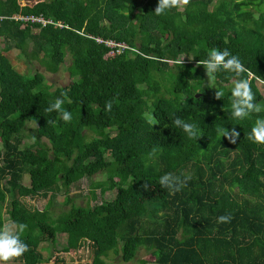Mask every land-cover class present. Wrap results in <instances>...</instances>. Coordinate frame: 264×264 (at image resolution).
Wrapping results in <instances>:
<instances>
[{"label": "trees", "instance_id": "obj_1", "mask_svg": "<svg viewBox=\"0 0 264 264\" xmlns=\"http://www.w3.org/2000/svg\"><path fill=\"white\" fill-rule=\"evenodd\" d=\"M157 5L0 0V226L25 224L21 238L29 246L9 264H67L63 254L85 245L92 248L89 264H107L112 255L129 261L140 248L154 258L139 264H264V144L248 139L264 118L257 84H264V0H190L159 16ZM30 14L54 23L22 19ZM12 48L50 72L69 54L71 82L51 88L41 71L19 72L5 54ZM213 48L239 57L261 112L243 120L230 115L231 72L215 74L224 93L215 99L206 70L197 67ZM56 98L64 99L70 122L45 111ZM177 117L202 136L190 139L173 125ZM224 126L240 132L237 143L221 138ZM98 173L85 204L68 197L69 207L52 215L60 187ZM165 173L191 179L172 195L157 183ZM146 180L151 190L141 187ZM96 189L116 193L96 201ZM24 196L48 201L31 208ZM221 215L232 219L218 223ZM43 240H52V253L42 250Z\"/></svg>", "mask_w": 264, "mask_h": 264}, {"label": "clouds", "instance_id": "obj_2", "mask_svg": "<svg viewBox=\"0 0 264 264\" xmlns=\"http://www.w3.org/2000/svg\"><path fill=\"white\" fill-rule=\"evenodd\" d=\"M190 0H158V5L154 10L156 15H165L172 8H180L188 5ZM177 63L183 66L184 58L177 61ZM203 66L206 70V76L208 78L207 83L210 85L208 88H215V99H222L224 93L215 86L214 76L219 71L231 72L235 74L233 87L231 88V113L230 115L237 120H243L251 116L252 113L261 112V107L255 103L254 93L252 92L250 82L247 78H243V74L248 72L247 68L243 65L238 56L233 55L227 48L220 50L213 48L209 51L206 59L199 60L197 67ZM64 99L56 98L54 102H51L45 109L47 113L53 111L60 115V118L65 122H70L72 119L69 111L63 110ZM71 101L69 100V103ZM112 102L107 101L105 104V110L110 112L112 110ZM48 123H54V121H48ZM150 125H156L155 119H149ZM173 125L182 129L190 139L198 140L202 134L197 127L185 120L177 117L172 121ZM221 138H227L230 143H237L240 137V132L235 127L228 129L227 127H221L217 129ZM248 139L254 143L264 144V118H257L251 132L248 133ZM191 179L190 175L183 177L173 175L172 173H165L160 176L157 183L166 190H169L170 194L181 191L187 186L188 181ZM150 180H146L141 186L144 190H151L148 183ZM232 217L230 215H221L217 218L218 223H229ZM25 224L10 225L4 224L0 226V262L2 264H9L10 261L21 257L24 253L29 251V246L21 238V234L26 229Z\"/></svg>", "mask_w": 264, "mask_h": 264}, {"label": "rangeland", "instance_id": "obj_3", "mask_svg": "<svg viewBox=\"0 0 264 264\" xmlns=\"http://www.w3.org/2000/svg\"><path fill=\"white\" fill-rule=\"evenodd\" d=\"M21 5H29V6H36L43 3V0H20ZM36 30V29H34ZM3 46V42L0 41V49ZM111 51L110 53H112ZM11 63L15 66V68L24 74L32 75L36 71H41L45 75V80L48 84H50L51 88H55L61 85H67L71 82L72 77L71 73L68 70V66L71 63V56L67 54L65 58V64H62L57 72H50L44 66L41 65L40 59L29 60L19 49L12 48L11 50L5 53ZM154 59V57H151ZM141 60V59H140ZM138 60V61H140ZM151 66V62L148 63ZM137 78H142L140 73H133ZM257 84L260 88L262 95L264 96V84L261 81H257ZM30 126H34V124L30 123ZM103 175L101 173L95 174L92 178H81L79 180H75L67 189L60 187L54 193L53 202H52V215L57 216L61 211L65 210L69 207V204L66 203V199L70 197L72 201L76 203L85 204L88 196L90 195V183L91 180H98L101 179ZM29 178L28 175H25L23 178L24 183H28ZM97 193V200L101 201L103 199H111L115 196L116 190H110L102 194L99 189H96ZM24 205L31 208H43L48 201L47 197L35 196L29 197L24 196L21 198ZM95 200L91 201V204L96 202ZM0 208L2 211L5 210V203H0ZM65 235L62 234L59 236L58 241L64 240ZM42 250L47 254L51 251L54 247L52 240L42 241ZM57 246V245H56ZM92 248L89 245L82 246L77 251H73V253H64V257L67 261V264H89L91 260ZM139 258H144L146 260H153L154 256L152 252L146 251L144 248H140L133 259L129 261H125L122 259L120 255H112L107 258V264H139ZM54 262V258L51 260V263ZM2 262H0L1 264Z\"/></svg>", "mask_w": 264, "mask_h": 264}, {"label": "built area", "instance_id": "obj_4", "mask_svg": "<svg viewBox=\"0 0 264 264\" xmlns=\"http://www.w3.org/2000/svg\"><path fill=\"white\" fill-rule=\"evenodd\" d=\"M20 18H21V17H20ZM22 19L25 20V21H29V20H31V21H39V22H42V24H46V23H48V22H50V23H54L53 20H51V19H46V18L43 17L42 15H34V14H30V15H27V16H23ZM58 24L61 25L60 22H58ZM94 39H95L96 41H99V42L103 41V42H105L107 45H109V46H111V47L116 46V45H118V46H122V47H123V46H126V45L121 44V43H116V42H114L113 40H103L102 38H98V37H96V38H94ZM118 51H119V50H118Z\"/></svg>", "mask_w": 264, "mask_h": 264}]
</instances>
